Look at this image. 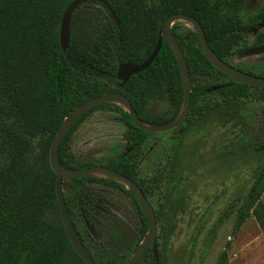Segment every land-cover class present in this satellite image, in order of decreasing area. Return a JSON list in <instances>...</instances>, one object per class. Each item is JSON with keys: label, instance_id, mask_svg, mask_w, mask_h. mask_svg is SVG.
Here are the masks:
<instances>
[{"label": "trees", "instance_id": "16d2710c", "mask_svg": "<svg viewBox=\"0 0 264 264\" xmlns=\"http://www.w3.org/2000/svg\"><path fill=\"white\" fill-rule=\"evenodd\" d=\"M72 1L0 0V264H85L73 249L60 217L56 175L49 164L50 144L71 111L92 97L110 92L124 95L139 119L149 126L165 125L179 116L184 100L182 73L169 42L160 35L163 22L170 15L194 18L211 50L229 64L245 34L264 23V3L249 14L245 10L248 0H103L111 7L117 27L102 1L95 0L81 4L73 12L69 45L62 51L60 21ZM90 3L101 6L106 19L92 23L89 38L83 37V30L77 26L76 11ZM178 23L172 24L171 32L183 52L190 79L218 76L227 80L193 82L184 121L164 133L137 127L122 105L96 104L67 130L57 150L58 162L66 170L90 168L89 164L74 163L68 144L77 125L93 108L111 105L126 127V149L113 156L105 167L135 182L152 201L153 184L138 179L137 162L144 146L151 138L183 132L204 111H216L227 122L235 123L238 130L230 148L239 153L238 159L252 167V183L236 206L231 233L236 234L249 215L264 228V122L257 123L255 112L264 105V88L245 85L218 71L203 53L196 31L186 28L178 33ZM159 37L161 47L150 66L121 85L116 77L118 65L142 63ZM261 45L264 32H257L251 47ZM243 71L264 77V72ZM152 98L166 100L173 114L160 120L144 117L145 106ZM160 164L161 170L152 181L162 183L165 191L160 206L154 210L156 219L163 216L167 202L165 143H161ZM88 185L117 189L136 203L140 239L135 248L147 233L145 211L134 193L115 179L85 175L62 181L67 213L95 264H127L128 260L108 248L96 249L94 256L86 244L94 223L102 213H110L108 200L92 194ZM136 264H156L151 246L146 247ZM215 264H227L225 249L218 253Z\"/></svg>", "mask_w": 264, "mask_h": 264}, {"label": "rangeland", "instance_id": "374dc122", "mask_svg": "<svg viewBox=\"0 0 264 264\" xmlns=\"http://www.w3.org/2000/svg\"><path fill=\"white\" fill-rule=\"evenodd\" d=\"M264 0H248L247 13L256 12ZM106 14L96 4L76 11L82 36L91 37L93 22L103 21ZM176 22V21H175ZM173 24V23H172ZM193 26L179 21L175 28L183 33ZM257 32H264V23L250 29L230 58V64L254 73L264 72V54L244 55L251 48ZM242 52V54H241ZM225 77H196L194 83H213ZM211 97H208V101ZM115 104L122 105L119 102ZM257 123L264 118V105L256 111ZM173 114L166 100L149 99L143 116L166 119ZM216 111H204L183 132L151 138L138 157V179L152 183L155 197L149 201L157 209L164 198L162 183H154L158 175L161 143L167 144V202L163 216L156 219V243L159 264H215L218 253L225 249L227 264H264V228L249 215L239 231L232 235V224L238 202L252 183V167L238 159L230 148L238 128ZM125 125L111 105L98 106L77 125L72 133L68 152L74 163L103 168L118 152L126 149ZM164 133V132H163ZM96 172V171H95ZM94 174V173H92ZM156 184V185H155ZM92 194L108 200L110 213L104 214L90 229L86 244L93 255L96 249L108 251L129 260L139 241L140 215L132 198L104 185H88ZM63 193H66L62 186ZM264 203V195L261 198ZM214 228V232H210ZM146 236V235H145Z\"/></svg>", "mask_w": 264, "mask_h": 264}, {"label": "water", "instance_id": "95a60500", "mask_svg": "<svg viewBox=\"0 0 264 264\" xmlns=\"http://www.w3.org/2000/svg\"><path fill=\"white\" fill-rule=\"evenodd\" d=\"M89 1H95V0H73L69 3V5L66 7L62 14V18L60 21V27H59V44L62 49V51H66L69 45L70 40V21L73 12L83 3L89 2ZM100 1V0H99ZM104 7L106 8L108 12V16L111 19V21L118 27L117 19L109 6V4L106 1L101 0ZM175 21H185L189 24H191L193 29L198 34V40L199 44L202 48L203 53L205 54L207 60L220 72L228 76L229 78L243 83L248 86H253L257 88H264V77L254 75L248 72H245L239 68H236L235 66L227 63L226 61L220 59L208 46L204 32L199 25V23L192 18L189 15L186 14H172L170 15L162 25V28L160 30V35H163L167 41L169 42L172 50L174 51V54L178 60L181 73H182V81H183V93H184V100H183V108L181 110V113L179 116L172 121L171 123L165 124V125H159V126H149L145 123H143L135 111L132 109L129 101L126 99L124 95H122L119 92H110L108 94H101L95 97H92L86 101H84L82 104L77 106L73 111H71L67 117L63 120L60 127L58 128L49 149V164L52 170L54 171L56 175L55 179V192H56V198L58 203V209L60 213V217L62 220V223L64 225L66 234L69 238V241L75 250V252L80 256V258L85 262V264H95L89 250L85 247L83 244L81 238L78 236L70 217L67 213L65 202H64V195L62 191V181H72L73 178L81 177L85 175H98L95 174V171H103L106 173L105 175H100L104 177H109L112 179H115L116 181L122 183L125 185L128 189H130L143 210L145 211L146 217H147V233L146 236L142 239L140 244L137 246L131 257L129 258L127 264H136V262L141 257L142 253L146 249V247L151 246L152 251V257L156 264H159L158 261V252H157V243H156V218H155V212L145 195L143 194L141 188L132 180H129L127 177L114 172L113 170H110L106 167L103 168H84L80 170H66L63 169L57 159V150L59 147V144L61 140L63 139L64 135L66 134L69 127L72 125V123L86 110L90 109L96 104L104 103V102H119L120 104H123L125 106L126 111L131 117V121L134 125L137 127L150 132V133H163L170 131L172 129L177 128L185 119L188 110H189V100H190V85L189 80L190 76L187 70V65L183 56V52L181 51L178 43L174 39V36L171 32V26L172 23ZM161 47V38L159 37L157 40V43L150 53V55L147 57L146 60H144L142 63L138 65H134L128 62L121 63L117 67L116 71V77L121 81V85H123L131 75L137 74L145 69H147L150 64L155 59L156 55L158 54ZM244 55H257L264 53V45L261 46H255L247 49L243 52ZM264 122V119H263ZM94 173V174H92ZM123 181V182H122ZM126 183V184H125Z\"/></svg>", "mask_w": 264, "mask_h": 264}, {"label": "bare ground", "instance_id": "6f19581e", "mask_svg": "<svg viewBox=\"0 0 264 264\" xmlns=\"http://www.w3.org/2000/svg\"><path fill=\"white\" fill-rule=\"evenodd\" d=\"M95 174H98V175H105L106 173H104L103 171H96L94 172ZM123 182V181H122ZM126 184V183H125Z\"/></svg>", "mask_w": 264, "mask_h": 264}, {"label": "flooded vegetation", "instance_id": "af4514ba", "mask_svg": "<svg viewBox=\"0 0 264 264\" xmlns=\"http://www.w3.org/2000/svg\"><path fill=\"white\" fill-rule=\"evenodd\" d=\"M264 119V118H263Z\"/></svg>", "mask_w": 264, "mask_h": 264}]
</instances>
